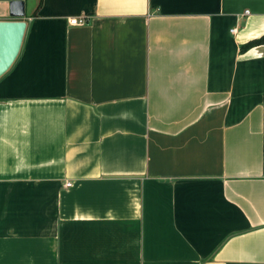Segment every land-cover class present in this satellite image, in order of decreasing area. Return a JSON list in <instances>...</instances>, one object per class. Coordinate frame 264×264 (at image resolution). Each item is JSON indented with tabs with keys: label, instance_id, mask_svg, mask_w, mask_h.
<instances>
[{
	"label": "crops",
	"instance_id": "obj_1",
	"mask_svg": "<svg viewBox=\"0 0 264 264\" xmlns=\"http://www.w3.org/2000/svg\"><path fill=\"white\" fill-rule=\"evenodd\" d=\"M38 4L0 78V264H264V0Z\"/></svg>",
	"mask_w": 264,
	"mask_h": 264
},
{
	"label": "water",
	"instance_id": "obj_2",
	"mask_svg": "<svg viewBox=\"0 0 264 264\" xmlns=\"http://www.w3.org/2000/svg\"><path fill=\"white\" fill-rule=\"evenodd\" d=\"M8 11L0 18V78L17 61L28 29L25 0H0Z\"/></svg>",
	"mask_w": 264,
	"mask_h": 264
},
{
	"label": "trees",
	"instance_id": "obj_3",
	"mask_svg": "<svg viewBox=\"0 0 264 264\" xmlns=\"http://www.w3.org/2000/svg\"><path fill=\"white\" fill-rule=\"evenodd\" d=\"M43 0H39V4H38V8L37 10L34 12V15H36L37 11L39 10V8L42 6ZM264 43V36L259 38V39H255V40H251L248 43L242 45L241 50L242 51H247L249 48L258 45V44H262Z\"/></svg>",
	"mask_w": 264,
	"mask_h": 264
},
{
	"label": "built area",
	"instance_id": "obj_4",
	"mask_svg": "<svg viewBox=\"0 0 264 264\" xmlns=\"http://www.w3.org/2000/svg\"><path fill=\"white\" fill-rule=\"evenodd\" d=\"M246 13H249V10H247ZM87 23H88V20L85 17H73L70 19V24H72V25L81 26V25H85ZM235 30H236V28L232 29V31H235ZM70 185H71L70 182L66 183V186H70Z\"/></svg>",
	"mask_w": 264,
	"mask_h": 264
}]
</instances>
